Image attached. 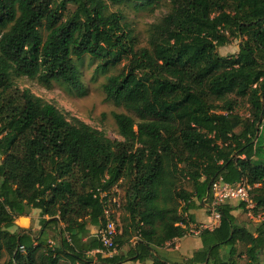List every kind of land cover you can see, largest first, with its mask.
Wrapping results in <instances>:
<instances>
[{"label":"trees","instance_id":"16d2710c","mask_svg":"<svg viewBox=\"0 0 264 264\" xmlns=\"http://www.w3.org/2000/svg\"><path fill=\"white\" fill-rule=\"evenodd\" d=\"M159 1L0 0L4 264H242L239 246L245 264H264V0H170V13L151 26L148 47L138 48L124 17L109 5ZM237 38L238 54L220 57L217 49ZM84 56L99 62L97 71L121 67L102 87L106 100L138 118L112 115L121 141L68 121L15 87V79L28 78L44 88L63 83L81 95L75 62ZM233 95L251 106L250 121L233 113ZM181 177L191 191L178 186ZM218 178L227 184L246 179L254 215L263 220L252 231L225 203L217 208L219 225L200 231L202 248L172 261L166 245L185 237L189 211L196 201L209 202ZM118 184L123 225L114 239L117 253L106 257L96 253L103 209L94 196ZM30 210L39 211L37 235L16 224Z\"/></svg>","mask_w":264,"mask_h":264},{"label":"rangeland","instance_id":"374dc122","mask_svg":"<svg viewBox=\"0 0 264 264\" xmlns=\"http://www.w3.org/2000/svg\"><path fill=\"white\" fill-rule=\"evenodd\" d=\"M68 8L71 9V7ZM109 11L120 12L124 17L125 22L130 26V29L137 37L138 48H147L151 26L160 22L170 13L171 2L170 0H160L153 7H142L136 3H127L120 6L109 5ZM43 35H45V33H43ZM241 41V38L231 39L227 46L217 49L218 55L223 58L236 56L239 52ZM75 63L78 67L79 75L84 86V91L81 95L72 94L69 88L63 83H53L50 88H44L36 79L28 78L15 79V87L19 91H28L33 96L42 99L44 102L52 104L62 114H64L68 121L72 122L73 119L81 121L91 128L101 132L108 139L112 141H121L122 139L117 134L116 125L112 115L124 114L132 118L135 122L138 121V118L132 112H129L124 108L116 106L112 102L106 100L102 89L106 79L117 74L121 67L109 69L106 72L97 71L96 69L99 62L89 58L88 56H84L81 60L76 61ZM230 99L234 101L233 113L240 115L243 122L250 121L252 119L251 114L253 111L248 102L234 95L230 96ZM262 128L263 131L260 134V139L264 138V125H262ZM260 156L264 166V153ZM181 167L183 168L184 166L182 165ZM178 186L186 191H191V184L186 178L181 177L179 179ZM112 193L119 204V209H117L119 212V223H117L116 226L118 229H121L124 217L122 210L124 197L123 184H118ZM207 205L208 203L204 206L206 207ZM182 207V203L179 204V209ZM30 213L31 210L29 211V215ZM32 218L33 223L29 228H27V230L37 235L40 228V216L39 214H34L32 215ZM239 219L238 221L240 223L245 224L247 228L252 231L258 225L255 221L246 217L245 209L242 218L239 217ZM189 230H191V228ZM194 230L195 228L193 231ZM11 231L13 232L14 230ZM92 231L93 233L96 232L93 229ZM50 236H52L51 233ZM176 256L177 254H171V257L173 258ZM236 258L237 262L245 264V257L241 246L238 247V254ZM7 260V256L3 254L0 264L6 263Z\"/></svg>","mask_w":264,"mask_h":264},{"label":"built area","instance_id":"2783aa9c","mask_svg":"<svg viewBox=\"0 0 264 264\" xmlns=\"http://www.w3.org/2000/svg\"><path fill=\"white\" fill-rule=\"evenodd\" d=\"M251 187L246 179H240L235 184H227L221 178L215 180L210 188V197L208 199V211L219 218L217 208L225 203L244 204L246 216L253 221L260 223L263 220L262 215L255 216V204L250 197ZM94 198L98 199L103 209V222L101 229L96 233L102 249L96 251L106 257H111L117 253L114 239L119 234L117 223H119V204L117 199L112 195V192L107 193L97 190ZM205 202V199L203 200ZM186 217V216H185ZM220 219V218H219ZM133 245L136 240H133ZM23 252V248L20 249Z\"/></svg>","mask_w":264,"mask_h":264},{"label":"crops","instance_id":"0c3cea01","mask_svg":"<svg viewBox=\"0 0 264 264\" xmlns=\"http://www.w3.org/2000/svg\"><path fill=\"white\" fill-rule=\"evenodd\" d=\"M231 205L233 208H235V210L233 211V215L238 221L239 217L242 218L244 211L241 208H237L239 205L237 203H232ZM206 207L204 206V204L202 203L199 204L196 201V208L189 211V214L193 217V222H189L188 232L186 233L185 237H183L182 239H174L172 242L166 245L165 253L168 254V256L172 261L179 262L180 259L182 258L183 259L191 258L192 254L195 251L202 248L201 240L198 238L200 231L203 229L212 230L219 225V218L213 216ZM34 214H39V211L31 210L29 216L18 218L16 220V224L21 229L27 230V228H29L33 223L32 215ZM255 222L259 224L257 221ZM190 228L191 230H189ZM192 228L193 229L195 228V230L193 231ZM133 242L134 241H132V245ZM171 254H177V256L173 258L171 257ZM125 264H140V263L127 262ZM143 264H152V262L148 261Z\"/></svg>","mask_w":264,"mask_h":264}]
</instances>
